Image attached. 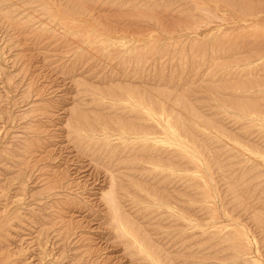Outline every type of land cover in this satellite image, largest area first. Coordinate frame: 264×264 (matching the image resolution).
I'll use <instances>...</instances> for the list:
<instances>
[{
	"label": "bare ground",
	"instance_id": "1",
	"mask_svg": "<svg viewBox=\"0 0 264 264\" xmlns=\"http://www.w3.org/2000/svg\"><path fill=\"white\" fill-rule=\"evenodd\" d=\"M14 1H15V3H14ZM14 1L0 0V20L1 19L2 20L6 19V21L8 20L9 25L14 29V31L19 32V34H18L19 36L17 34H14L17 37L22 36V39L24 36L28 37V39L32 38L33 41H35V43L37 42L36 44H38V42H41V41L42 42H47V40L50 41L49 29H45V28H47L46 25L48 22L46 23V25L44 24V25L35 26L34 25L35 23L33 22L35 19L33 21H31L33 23H31L27 19L28 20V22L26 20L27 25L30 23L31 24L29 26L22 24V22L24 23V20L19 22V19H17L16 15H15L18 12L17 13L14 12V8L16 6L15 4L18 1L17 0H14ZM64 1H65V3H63V5H61V7L59 8L58 14H59V18H61V21H59V22H61L63 25V26H61L62 30L64 29L65 32H67V30H68V32L71 33L72 37L70 36V34L69 35L67 34L68 32L67 33L64 32L65 33L64 36L60 37V35H58V36L56 35L58 38L53 39V38H55V34H56L55 32H53V34H51L52 35L51 40H57V41L61 40V41H63V43L64 42L65 43L70 42L68 47L66 46L67 48H66V51L64 52V53H66V56L68 55V58L71 57L70 55H73V54H71V52H73V51L76 52V53L74 52V55L75 54L77 55V52H79L80 47H84V45H87L90 48H95L94 50H97V52L100 51L98 53V55H96L97 56L96 58L94 57V55L89 56L86 53L85 54L84 53H78L79 57L77 56L76 58H75V56H73L75 58V61H76L74 64L78 63L82 59L81 62H85V65H84L85 67L83 66L84 67V68L82 67L83 70L81 72L77 73V74H82V72H84L83 76L77 77V78L74 77L75 81H73V82H74L75 86H73V87H76V90L74 88V92L75 93L77 92V94L76 95L74 94V96H73L74 99L72 101H73V104L75 102L76 103H75V105L71 104L72 107H68V109H67V114L69 115L68 116L69 119L67 120L68 128L66 130L67 131L66 135H67L68 140L70 142H72V144L74 146L73 148H75V150L77 152H82V153H80V155L84 153L83 155L85 157V154H87L86 155L87 157L90 156L94 160V162L93 163L91 162V164L95 163L94 165L95 166L97 165L96 166L97 168L102 166L101 168L104 170L103 171V174H104L103 178H105V180L107 179V182H108L107 187L108 188H106L100 192L98 191L99 192V198L98 197L97 198L100 199L102 206L104 205L105 206L104 208L107 210V212H106L107 217L106 218H108L109 222L112 225L111 229L113 228L116 235L121 239V241L126 246L125 249L130 254H132V255H130L131 258L133 257L132 259L138 260L139 263H141V264H206L207 260L210 257L217 255V253H219V252H215L213 255V253L209 250L212 249V247L215 248L214 245H216V244L218 245V243H221V245L224 247L225 252H226L225 247L230 249V254L228 253L229 254L228 256H230V257L228 258L227 262L230 261V259H231L234 262L237 260V261L241 262L242 264H253V263H255L254 259L256 256L254 255V251H253L252 245H251V243L247 237V234L244 232L245 230H241L240 228H239L240 230L239 229L236 230L234 228H229L227 225L219 226L217 224H213L216 227L211 228L210 230L204 229L202 227L201 231H198V232L190 231L191 233H187L185 235L183 230H185V228L187 226L190 228V226H189L190 224H188L186 226L183 224L185 222H183V221L181 222V220L184 217L183 220L188 221L189 218L186 217L184 214L181 215L179 209L176 210L174 203H172L171 199H169V198H172V196H175L176 198H180L179 196H181V194H183V191H180L179 189H182L181 187H184L185 188L184 195L186 196V198L183 196L182 197L185 198L186 201L183 200L182 202L187 204V203L193 202L195 200L194 203L192 204V205H194L195 202L197 203V205L195 206V209L198 208V210H201V213H202V211H206V213L209 211V205L211 204L210 202H213V201H211V199H209L210 196L212 195V192H210V189L208 190V188H205L206 184L203 183V180L200 177L199 173H197V175L199 174V176H197L195 173H194V175L188 174L189 171H192V170L197 171L198 170V168H199L198 159H200L199 155L202 154V156H205L206 158L209 157V158H207L208 159L207 161H206V158L204 159L206 161L205 163L208 162V164H207L208 168H210V164H211V168H214L216 166V167H218V169H221V170L223 169L224 172L223 171L222 172L226 176V179H227V184L225 183L226 186L229 185L231 190L234 192V195L236 193V195L239 196L243 202H246V205L248 208V210L246 212H249L252 215V218L255 220L258 228H260V230L263 231V232H260V234H262V233L264 234V210L262 209L263 206L260 208L261 205H258V202L261 200L263 201L262 198L264 197V167H262V165H260V163L264 164V156L261 154L264 152V149H262L263 151H261V147H263L262 142H264V126H262L263 124L261 125V123H264V91L261 92V89L263 90L264 85H263V87L262 86L261 87L239 86L240 82H246V81H244V79L240 80L242 75H240L239 81L236 79L237 75L239 73H241L245 68L244 69L238 68L236 71H234L232 69L230 70V69L226 68L227 66L223 67V69L220 67V69L217 68L218 70H220L219 71L220 73H218V70H216V68H215V70L217 72H213V71L211 72V70L208 69V72L210 71L211 73H209V79H207L208 81H206V82H208V83L216 82V81H223V82L218 83V84L212 83L207 90L210 91L211 94H214L216 96V98L220 97L221 101L223 102V104H221V105L225 104L226 106L233 108V110L235 109L236 111H238L240 114L239 119L242 120V122H243V120L248 121V123H246L245 121L242 123L239 119L236 120V118H238V117H234L235 118L234 121H236L234 125L237 126L238 131L236 132V134L231 133V132L227 133L228 130H227V128L224 129V126H221V125L218 126L219 125L218 123H214L212 125V123H211L212 121L210 122V120L209 121L207 120V116L210 117V115L204 116L205 113L203 114V112L201 110L202 106H199L198 105L199 103L198 104L192 103L189 96L187 95L188 94L187 92H181V93L177 92V91H182V90H185L188 88V87H186L187 84H185V85H184V83L177 84V83L181 82V78L176 77L174 79V82L176 83V86L184 85L185 87L181 86L178 89L176 87L177 90L176 89H173V90L170 89V91H169V90H167L169 88L161 87L160 82L159 83H153L152 82L153 84L150 85L151 81L148 82L149 79L147 81V78H148L147 75H149V76L152 75L151 74L152 72L148 73L145 69H147V66L152 69V67H151L152 64L150 63V59H151V57H153V55H156L155 53H152L148 49V43L151 41H149L146 44L145 49H138V50H136V52H134V47H131V46H130L131 48L128 47V48H130V50L126 49L124 47L126 50L124 48H121L123 51H119V49L113 50L114 46L113 47L111 46L113 44L112 42L116 43L118 41L119 42L123 41L124 39L121 38V39H123V40H121L120 38H117V39H120L117 41L116 39L113 38L114 40L112 39L113 41L110 42V44H111L110 46L112 47V48H110L111 51H109L107 53L105 51L107 48H109V45L107 47V44L105 43L107 40L102 39L100 41H97L99 43L96 42L97 43L96 44L94 42L95 41L94 37L98 33L96 35L94 33L93 34V35H95L94 37H92V35L90 36L89 34H87V32H89V29L86 27V26H88L85 24L86 22H88L86 20L93 19L95 22V19H96V21H97L99 19V11L101 10L102 5H105L103 3H106L108 1L109 4H111L112 6H113V4H115V5H118V7H121V6H124L125 0L123 1V4H122V0H119V1H117V0H106V2H103V0H64ZM157 1H159V0H133V1L130 0L128 2V5H130V3H132V2H134V3L143 4L146 6V9H149V8L150 9L147 10L146 12H141L140 14H137L136 15L137 17H134V18L129 17L128 18V17L124 16V19L142 22L143 20L146 19V17H149L152 19L155 18V14L153 15L154 12L151 14V10H153L155 8V6L157 8V4H159ZM210 1H212V0H210ZM222 1L226 2V1H235V0H222ZM27 2L31 3L30 5L40 3L41 7L43 8V12L49 14V5H50L49 3L50 2H48L47 0H27ZM17 4H19V2ZM23 4L25 5L24 2H23ZM125 4H127V2ZM169 4H171V0H160V6L162 5V6L166 7ZM251 7H252V5H250V8ZM42 8H41V10H42ZM243 8L247 10L249 8V6L247 7L245 4H243ZM16 10H18V9H16ZM103 10H105V8ZM189 10L186 9L185 11H182V13H185L186 11H189ZM52 11L54 12V10H52ZM106 11L107 10L104 11L105 16L107 15L108 17H110L108 15V12H106ZM96 13H97V15H95ZM150 14H151V17L149 16ZM159 14H160V12H159ZM53 15H54V17L56 16L55 14H53ZM77 15L78 16L85 15L84 19L87 17L86 20H84V21H86L85 23L82 22L83 17L81 18V21H80V22H82L81 24L86 25L85 27H84V25H81V26L77 25V26H79V28L84 27V29L82 28V30L80 29L79 31H82L84 33L83 30H86V35L87 36L89 35L90 37L88 36L86 38H83L82 35H84V34L82 32H77V34L71 32L72 28L77 30V26L75 28L73 27L76 25L73 22V20L77 19V18L75 19V17H73V16H77ZM117 16L115 15V17H117ZM31 17L32 16H30L29 18H31ZM39 17H41V16H39ZM3 18H5V19H3ZM72 18H74V19L72 20ZM101 19L102 18H100V20ZM122 19H123L122 16L117 17L115 19V21L118 22ZM77 20L79 22V19H77ZM77 20H76V22H77ZM156 20L158 22V19H156ZM258 20L259 19L257 18L255 21H252L250 23V25L252 24L255 27L259 26L261 23H259ZM57 21H58V19H57ZM5 22L3 23V25L8 24L7 22L6 23ZM101 22H102V20H101ZM101 22H100V24L102 26L103 24ZM133 22H131V23H133ZM20 23L23 26L20 25ZM61 23H59V24H61ZM97 24L94 25L95 28H97L96 27ZM104 26H107V27L106 28L101 27L102 29H105V30H102L100 28L101 30L99 32L101 34L103 33L102 31H104V33L106 30L108 31V29L110 27V26L108 27L107 24ZM254 26H252V27H254ZM54 27H55V25H54ZM57 28H58V26H57ZM73 29H72V31L76 32ZM50 30H51V28H50ZM25 31H28L30 34L28 32H26L27 35L25 33V35L23 36ZM90 31L92 32L93 29ZM107 31H106V33H110ZM93 32H95V31H93ZM20 33L22 35H20ZM60 33H62V32H60ZM80 33H82V34H80ZM78 34H79V36L80 35L81 36L78 37ZM86 35H84V36H86ZM102 35H100V36H102ZM68 36H70L72 39ZM123 36H125V35H123ZM110 37H112V36H110ZM120 37H121V35H120ZM107 38H104V39H107ZM155 38H157V37H155ZM24 39H27V38H24ZM150 40H152V39H150ZM217 41H218V39H217ZM245 41H247V40L245 39ZM245 41H243L242 43H244ZM52 42H54V41H52ZM52 42H50V43H52ZM108 42H109V40H108ZM55 43H56V41L53 44L55 45ZM115 43L113 45H115ZM118 43H116V44H118ZM135 43H137V41ZM93 44H96L97 46L93 45ZM57 46L59 47L60 45L57 44ZM61 46H63V45H61ZM127 46H128V44H127ZM214 46H216V48H217L216 44ZM219 47H221V44ZM222 47H223V43H222ZM19 48H17V49H19ZM39 48H40V46H39ZM221 48L220 49L218 48L217 50H221ZM56 49H58V48L54 49V47H53L52 50L54 51ZM86 50H87V48H86ZM124 50L127 51L128 55H130V57L128 56L127 59L132 58V59H134V61H133L134 64L136 65V63H137V68L135 71L130 70V68H132L133 66H131L128 69L132 59H131V61L130 60L127 61V59H126L127 55L126 56L124 55L125 58L123 57V59H126V61L125 60L123 61V59L119 60L118 57L120 55L126 54V53H123V52H125ZM83 52H85V51L83 50ZM94 52H96V51H94ZM97 52H96V54H97ZM48 57H49V55H48ZM92 57H93V59H92ZM115 57H117V60H119L120 63L118 62V64H116L117 61L115 60ZM161 57H163V56H161ZM74 58H73V60H74ZM98 58L100 61H97ZM53 59H54V57H53ZM57 59L58 58H56V60ZM63 59H60V60L62 61ZM78 59H80V60H78ZM104 59L106 61H104ZM112 59H114V60H112ZM77 60H78V62H77ZM110 60H112V62L116 61L114 63V65H112V63L110 64ZM63 61H66V60H63ZM63 61H62V63H63ZM135 61H136V63H135ZM164 61H165V59H164ZM172 61L174 62V60H172ZM127 62L129 63L128 67H127ZM162 62H163V58H162V60H160V62L158 64L161 66ZM59 63H61V62H59ZM62 63L59 64V66L61 65V67L63 68L62 71L66 68V72L69 73V76L72 77V74L70 75V73H72L73 71L70 72V68L73 66H69V64L71 62L69 63V60H68L69 64L67 62L64 64H62ZM203 63L205 65L204 61L202 62V64ZM198 64H201V62L197 63V66H198ZM206 64H208V63H206ZM110 65L113 67L109 68ZM131 65H132V63H131ZM246 67H248V66H246ZM195 69H196V66H195ZM195 69H192L193 73L191 75H195V76H192L193 79H195L196 81L199 79V81L202 82L204 79L208 78V77H206V78L203 77V74H199V70L201 71V69H196V70H198V73ZM250 69H252V67H250ZM77 70H78V68L76 69V71ZM201 72H204V74L206 73L205 69H204V71H201ZM208 72H207V74H205V76L208 75ZM154 78L157 81H161V82L166 81L165 77L162 75L161 76L160 75L155 76ZM71 79L74 80L73 78H71ZM150 80H152V79H150ZM186 80H185V83L186 82L188 83V80L187 81ZM195 80H193V82ZM11 81H12V79H11ZM168 81H169V84L172 85V81L170 79ZM73 82H72V85H73ZM189 84L190 83H188V85ZM26 85H28V84H26ZM190 86H191V84L189 85V87ZM254 88L257 89L256 92L253 91V90H255ZM192 90H195V88ZM191 93H193L191 95H193V97H195L192 99H199L197 94L201 93V90H195V91H192ZM2 95H4V94L2 93ZM75 96H76V98H75ZM192 101H194V100H192ZM195 102H196V100H195ZM210 103H213V102H210ZM210 103H209V105H211V107H209V108L213 109V111L217 114L220 111L219 110L220 105L217 104V105L213 106L214 103H213V105ZM38 105L40 106V104H38ZM209 105L204 106V107H208ZM212 106L216 107V108H213ZM162 108L165 110V113H166L164 121H162L160 119L161 116L158 117L155 115L157 113L160 114ZM34 109L35 108H33V110ZM221 111H222V108H221ZM222 112H224V111H222ZM50 114H52V113L49 112V115ZM57 114L54 113L52 115H57ZM220 114H223V113H220ZM225 115H223V116H225ZM228 116H229V114H228ZM50 117H52V116H50ZM50 117H48V118H50ZM53 117H55V116H53ZM162 117H163V115H162ZM214 118H215V116H214ZM217 118L221 120L220 116ZM212 120H214V119L212 118ZM222 120H224V117H222ZM52 121H54V120L52 119ZM225 121H227V119H225ZM234 121H232V122H234ZM198 123L200 125L202 123L203 124L205 123V124L210 125L211 127L213 126L214 128H217L214 130L217 131L219 129L220 131H222V132H220L222 134H223V132L224 133L226 132L225 135L227 137H230L231 139L235 138L237 140V142L236 141H234V142H236V143L241 142V139L245 142L250 143V144H247L251 148L250 151L253 149L252 152H256V153L261 154L263 157V160L262 161L257 160V159L251 160V158L248 156L253 155V157H254L255 155L252 153H250V155L249 154L246 155L244 152L240 151L242 149H240V150L237 149L239 153L234 151L235 152L234 154H232L233 152L232 153L230 152L231 154H228L229 151L223 152L222 150H220L218 148L217 149L214 148V147H217V145H218L217 142H218V140L220 141L222 137L220 139L216 140L217 136L214 138L212 135L207 134L208 132H210L209 131L210 129L212 132L213 128L208 126V132H207L206 126H205V128H201V126H199ZM221 124H223V123H221ZM29 126L33 127V125H29ZM197 126H199V127H197ZM203 127H204V125H203ZM225 127H226V125H225ZM44 129H45V127H44ZM42 130H43V126H41V123H40V127L39 126L36 127V124H35V127L33 128V130H32V128H30L29 131L26 129L23 131V133L25 132L24 133L25 136H23V135H21V136L18 135L17 137L15 136L17 139H15L13 137L16 140V141L13 140V142L15 141L16 143L13 144V147L11 148L12 150L9 149V154L10 153L11 154L10 155L8 154V150H7L8 155L6 154L7 157L11 156L12 158H10L9 162H8V159H7V162H4V164L5 163H10V164L9 165L0 164V165H4L0 168V169H2L0 171L5 170V173L0 172V174L1 173H3V174L8 173V175H9V173H11L10 177L12 175V177H13L12 179L16 180L15 178H17V181L21 182L22 186L25 185L24 184L25 181H23L22 176L24 178L26 175L23 173H25L27 169H28V171H29V169H31L30 171H33L34 169L36 170V167L38 166V164L41 163L40 161L42 159L44 161L49 156L48 150L45 148L46 146H44V145H46L45 141H43L44 138H42V136H45V135H42V132H44L45 130L44 131H42ZM158 131L161 133H164L165 135H161V134L159 135V133H157ZM218 133H217V135H218ZM43 134H45V133H43ZM161 136H164V138H162ZM182 140H184V141H182ZM186 141L189 143V145H191V144L196 145V146H194V151H191V150L185 148ZM17 142H19V143H17ZM66 143H67V141H66ZM215 144H217V145L215 146ZM219 144L220 145H218V146L220 148L223 144H221V142H219ZM241 145L245 147L244 143H241ZM226 146H225V148L227 150L228 147H226ZM244 147H242V148H244ZM42 148H45V150H44L45 152L42 151ZM223 149H224V147H223ZM229 149H230V147H229ZM46 150H47V152H46ZM245 152H247V150H245ZM41 153L44 156H46L47 158L43 157V155H42L43 158L39 161L38 159L41 158V156H40ZM45 153H47V154L45 155ZM77 154H79V153H77ZM225 155H232V156L236 157L237 158L236 161L238 162L237 166L234 167V165H232L230 163L231 161H229V162L225 161L227 159L225 157ZM248 158H250L249 161H248ZM0 160H3V159L1 158ZM43 164H44L45 174H43V175L39 174L40 177H39V175H38V177L41 179H42V177L44 178L45 175L47 177L48 174H46V173L48 171L47 168L49 167V171H48L49 172V184L54 185L53 187L55 189L50 190L51 192L49 191L50 192V193L48 192L49 194L47 193L48 194L47 196H49V198L47 197V200H43V203H42L43 209H44V207L49 205L47 207L48 209L46 210L47 212H43L45 209L43 211H41L40 209H42V208L38 204V206L40 207L39 208L40 212H43V213L40 214V212H38L37 214L39 217L44 215V218L46 215H48V216H46V218L48 217L49 219L45 218V220H48L49 223L51 222V225L54 226L53 228H47L49 230L51 229L52 231H54V232H49L48 234L55 233L56 230L58 229V234H57L58 236L56 235L57 237H59V235H60V237H62V238L66 237V239H67L69 237L70 239L72 238L74 240L76 238V236L74 234H76L77 229L76 230L72 229L73 231H71L72 225L71 226L68 225V223H71V222L67 223L66 222V216H65L66 208H69V206H71L70 202H68V201H70L69 199H71V201L73 199L71 198V196L66 197V194H64L65 192H63L66 190H70L68 188L70 186L67 182L66 183L62 182V184H61V181L56 179L57 176L55 177V175L53 174L55 172L51 168L53 166V164H52V161L50 159H49V166L48 165L46 166L45 163H43ZM217 164H218V166H217ZM212 165H215V166L212 167ZM95 166H92V167H95ZM40 167H41V171H39V172L41 173L43 166L41 165ZM45 167H47L46 168L47 171H46ZM38 169H39V166L37 167V170ZM164 169L168 170V172H164L163 171ZM214 169H216V168H214ZM30 171H29V174H30ZM249 171H251L252 173ZM3 174H1V176ZM26 174H28V173H26ZM5 176L6 175H4L3 177L5 178ZM33 176H34V174H33ZM10 177L7 176L6 178L10 179ZM29 177H31V175L28 176V178ZM34 177H33V179H34ZM4 178H0V179H3V181H4ZM28 178H26V181L28 180ZM39 178L37 179L38 181L41 180ZM199 178H201V179H199ZM224 178L225 177L223 176L222 179H224ZM46 180H43L45 182L44 185L46 183L48 185V181L46 182ZM41 181H40V184H41ZM43 181H42V183H43ZM224 181H226V180L224 179ZM0 182H2V181H0ZM245 183L248 185L245 186ZM225 184H224V186H225ZM55 185H57L58 187L57 186L55 187ZM72 185H71V188L73 190L74 186L72 187ZM222 185H223V182H222ZM224 186H223V188H224ZM44 187H46V186H44ZM53 187H52V189H53ZM75 187H76V184H75ZM49 189H50V187H49ZM163 189H165V190H163ZM225 189H228V188H225ZM160 190H162L163 194L160 192ZM253 190L254 191L257 190V192H256V193H258L257 196L252 197L251 194H252ZM180 192H182V193H180ZM221 192L225 193L226 191L221 190ZM253 194H255V193H253ZM193 195L197 196L196 199H194V200H193V197H194ZM258 197L260 200L257 202L256 205H258L259 208H257L258 206H253V202H255L254 201L255 198H258ZM17 200H15V201H17ZM237 200H235V201H237ZM249 201H251L250 202L251 206H250ZM37 202H39L41 204L42 200L41 201L38 200ZM208 202L210 204H208ZM241 202H239V203L241 204ZM260 203H262V202H260ZM224 204H225V202H224ZM236 204H237V202H236ZM66 205H68V206H66ZM181 205H184V204L182 203ZM190 205L191 204H189V206ZM242 205H243V203H242ZM189 206H186V207L189 208ZM32 209H35V208H32ZM32 209H29V210L32 211ZM48 210H49V213H48ZM186 210L189 211V209H187V208H186ZM245 210H246V208H245ZM31 211H29V212H31ZM33 211H37V210L35 209ZM102 211L105 213L104 210H102ZM193 211L195 212L194 209H193ZM210 211H211V209H210ZM243 212H245V211L243 210ZM66 213H67V211H66ZM184 213L186 215L189 214L187 211ZM191 213H192V211H191ZM227 213H229V212H227ZM21 214H20V216H21ZM24 214H25V212H24ZM30 214H32V212ZM195 214L197 215V211ZM251 215H249V216H251ZM211 216H213V215H211ZM238 216H239V214H238ZM34 218H36V217H34ZM42 218L43 217H41V219ZM44 218L42 219V221L44 220ZM249 218L252 219L251 217H249ZM68 220H69V217H68ZM104 220H105V218H104ZM188 222H190V221H188ZM245 222H246V220H245ZM40 223L42 225V223L44 224L45 221H43V222L39 221L38 224L40 225ZM46 223L48 224V222H46ZM75 223H76V221H75ZM79 223H80V221H79ZM107 223L108 222L106 221V225H107ZM45 226H48V225L44 224L43 227H45ZM107 226H109V225H107ZM49 227H51V226H49ZM69 227H71V228L69 229ZM73 227H74V225H73ZM192 227H194V226H192ZM192 227H191V229H192ZM250 227H251V224H250ZM194 228H196V226ZM42 229H41V231H42ZM197 229H199V228H197ZM256 229H257V227H256ZM4 230H7V229H4ZM24 231H26V230H24ZM256 233H259V232L257 231ZM55 234H53V235H55ZM259 235H257V236H259ZM8 236H6V238H4V237L0 238L1 248L3 247L6 249L5 246L7 245V241H8L7 237ZM56 236H54V238ZM81 236H82V234H81ZM57 237H56V239H57ZM262 238H264V237H262ZM70 239H68V240H70ZM12 240H13V238H12ZM14 240H15V238H14ZM87 240H90V239L87 238ZM253 241H255V240H253ZM8 242L11 243V241H8ZM79 242H80V239H79ZM261 244H264V242H262ZM194 245L196 247H199V246L200 247L203 246V247H202V249L200 247H199L200 249H198V248L195 249L196 247ZM210 246H212V247L210 248ZM219 246H220V244H219ZM122 247H123V245H122ZM8 248H9V246L7 247L6 250H8ZM93 249L95 250V248H93ZM218 249H220L219 251H221L219 254H222L223 248L221 249V248L217 247L216 251ZM94 250H93V252H95ZM126 250L124 252H126ZM1 251L3 252V250H1ZM262 254H263V252H262ZM2 255H3V253L1 254V256ZM26 255H27V253H26ZM5 256H7V255H5ZM23 256H25V255H23ZM2 257H4V256H2ZM2 257H0L1 258L0 264H12V263L16 264V262L7 261L6 257L5 258H2ZM8 258H10L9 254H8ZM217 258H218V256H217ZM219 258H220V256H219ZM220 259H222V258H220ZM88 260H89V256H88ZM136 260H135V262H137ZM214 260H215V256H214ZM224 260H226L225 257H224ZM21 261H18V262H21ZM256 261H258V260H256ZM257 264H260V263H257Z\"/></svg>",
	"mask_w": 264,
	"mask_h": 264
},
{
	"label": "rangeland",
	"instance_id": "2",
	"mask_svg": "<svg viewBox=\"0 0 264 264\" xmlns=\"http://www.w3.org/2000/svg\"><path fill=\"white\" fill-rule=\"evenodd\" d=\"M4 1H6V0H4ZM11 1H14V0H11ZM17 1L19 2V4H17L18 2H16L14 12L15 13L18 12L15 15H16L17 19H19V22L24 20V23L22 22V24L27 25L28 20L31 22L35 19L33 21L35 23L34 24L35 26L44 25V24L46 25V23L48 22L46 25L47 28H45V27L44 28L49 29L50 41H48V40H47V42L41 41V42H38V44H36L37 42L35 43V41H33L32 38H29L30 39L29 40L28 37L24 36L25 33L28 31L24 32L23 39H22V36L17 37L14 34L18 35L19 32L14 31V29L9 25L8 20L6 21L5 18H3L5 20H2V19H1L2 21L0 20V26H1L0 27V31H1L0 32V159L1 158L3 159V160H0V162H1L0 164H4V162H7V159L9 162L10 158H12L11 156L7 157V155L9 154V149H11L13 147V144L16 143L15 142L16 141L15 139H17L16 137L18 135L25 136V134H24L25 132L23 133V131L25 129L29 131L30 128H32V130H33V128L35 127V124H36V127L37 126L40 127V123H41V126H43L42 131L45 130L44 132H42V135H45V136H42V138H44L43 141H45V144H46L44 146H46L45 148L48 150L49 156L47 158L46 156H44L41 153V155H40L41 158L39 157L40 159H38V160L40 161L43 157H45V158H47V159H45L47 162L45 160H44L45 161L44 162L42 159L40 161L41 163L38 162L39 163L38 164V166H39L38 170H37V167H38L37 166L36 170L34 169L33 171H30L31 169H29L30 174H29L28 169L26 170L25 173H23L26 175L24 178L22 176L23 181H25L24 182L25 185L23 184L24 186H22L21 182L17 181V178H15L16 180L12 179L13 178L12 175L10 177L11 173H9V175L7 172H6L7 174L1 173V174H3L2 176L0 174V178H4L3 177L4 175H6L5 178L7 176L10 177V179L4 178V181H3V179H0V181L3 182V183L0 182V238H2V237L6 238V236H8L10 234L7 238H8V241H11V243L7 241V245L5 246L6 249L9 246L10 249L8 248V250H6L3 247L1 248V246H0V251L3 250V252L2 251L1 252L3 253L2 256H4V257H2L1 256L2 253L0 252L1 253L0 257H2V258L6 257L7 261L16 262V264H57V263L58 264H141V263H139L138 260L132 259L133 257L131 258L130 255H132V254H130L125 249L126 246L121 241V239L116 235L113 228L111 229L112 225L109 222L108 218H106L107 217L106 216L107 210L104 208L105 207L104 205L102 206L100 199H98L99 198V192L108 188L107 187L108 186L107 179L105 180V178H103L104 177L103 176L104 170L101 168L102 166L97 168L96 167L97 165L96 166L94 165L95 163L91 164V162L92 163L94 162L92 157H90V156L87 157L86 156L87 154H85V157H84V155H83L84 153L80 155V153H82V152H77L75 150V148H73L74 146H73L72 142H70L68 140L67 135H66L67 134L66 130L68 128L67 120L69 119V117H68L69 115L67 114V109H68V107H72L71 104H73L72 100L74 99L73 96H74V94L75 95L77 94V92L76 93L74 92V88L76 90V87H73V86H75V84L73 82V81H75L74 77L77 78V77L83 76L84 72H82V74H77V73L81 72L83 70V68L85 67L84 66L85 62H81L82 59L79 62H78V60H80V59L77 60V62L80 65L78 63L74 64L76 62L75 58L77 56L79 57L78 53H84V54L86 53L89 56L94 55V57L96 58L97 57L96 55H98V53L100 51L97 52V50H94L95 48H90L89 46L84 45V47H80L79 52H77V55L76 54L74 55L75 51H73V52H71V54H73V55L69 54L71 57L68 58V55L66 56V53H64V52L66 51V48L68 47L70 42L69 43H65V42L63 43V41H61V40H60L61 42L59 40H58L59 42L57 40H51V38H52L51 34H53V32L56 33L55 38H53V39H57L58 35H60V37L64 36V34L68 32V30H67V32H65L64 29L62 30L61 26H63V25L61 22H59V21H61V18H59V14H58L59 8L61 7V5H63V3H65L64 0H47L48 2H50L49 3L50 4L49 5V14L43 12V8L41 7L40 3L30 5L31 3H28L27 0H17ZM117 1H119V0H117ZM123 1L124 0H122V4H123ZM129 1L130 0H128V1L125 0L124 6L118 7V5L113 4V6H112L111 4H109L108 1L106 2V0H103V2H106V3H103L105 5H102L103 8L101 7V10L99 11V19L97 21H96V19H95V22L93 19L86 20L87 17L84 19L85 15H82V16L77 15L78 17L77 16H73V17H75V19L76 18L79 19V22L77 19H76L77 20V22H76V20H73L74 18H72L73 22L76 24L73 27L75 28L77 25H79V26L84 25V27H85L86 25H88L89 27L86 26L89 29V32H87V34H89L90 36L92 35V37H94L98 33L97 34L98 36L96 35L94 37L95 43L97 41L102 40V39L107 40L105 42L107 44V47L109 45V48H107L105 50L107 53L109 51H111L110 48H112L113 46L115 47V48L113 47V50L119 49V51H123L121 48H124V47L126 49H129V50L131 47H134V52H136V50H138V49H145L146 44L149 41H151L148 43V49L152 53H155L156 55H153V57H151V59H150V63L153 65L152 66L150 64L152 69L149 68L148 66H147V69L149 68L148 70L145 69L146 67L144 68L148 73L152 72L151 73L152 75H150V76L147 75V77H148L147 81H148V79H149L148 82L151 81L150 85H152L153 83H159L160 82L161 87L169 88L167 90L170 91V89L173 90V89H176V87L178 89L179 87L187 84L186 85V87H188L187 89L182 90V91H177V92L178 93L187 92L188 93L187 95L189 96L192 103H196V104L199 103L198 105L202 106L201 110H202L203 114L205 113L204 116L210 115V117L207 116V120L208 121L210 120V122L212 121L211 122L212 125L214 123H218L219 124L218 126L221 125V126H224V129L227 128V130H228L227 133L231 132V133L236 134V132L238 131V128H237V126L234 125L236 122V121H234L235 120L234 117H238V118H236V120H238L240 118L239 112L236 111L235 109L233 110V108H230V107L226 106L225 104L221 105V104H223V102L221 101L220 97L216 98V96L214 94H211V92L207 90L212 83L218 84V83H222L223 81H216V82H211V83H208L206 81H208L207 79H209V73H211L212 71L217 72L216 71V70H218L217 68L220 69V67H221L223 69V67L227 66L226 68H228L230 70L232 69L234 71H236L238 68H240V69L245 68L241 73L238 74L239 76L237 75L236 79L238 81H239L240 75H242L240 80L244 79V81H246V82H240L239 86H243V87H261L262 86L263 87V85H264V0H235V1H226V2L222 1V0H212V1H210V0H171V4H169L166 7H164L162 5L160 6V0H159V1H157L159 3V4H157V8L155 6L156 9L154 8L153 10H151V14L154 12L153 15L155 14V18L152 19V18L146 17V19L143 20L142 22H137L135 20H127V19L125 20L124 16L128 17V18L129 17L134 18V17H137L136 16L137 14H140L141 12H146L150 8L146 9L145 5L139 4V3H134V2L130 3V5H128ZM23 2L25 3V5L23 4ZM126 2H127V4H125ZM14 3H15V1H14ZM243 4H245L247 7L249 6V8L247 10L244 9ZM250 5H252L251 8H250ZM39 6L42 8V10ZM104 8H105V10H107L106 12H108V15L110 17H108L107 15L105 16V12H104L105 10H103ZM16 9H18V10H16ZM186 9H188V10L190 9V10L186 11L185 13H182V11H185ZM52 10H54V12L55 11L56 12L54 13ZM159 12H160V14H159ZM53 14H55L56 16L54 17ZM151 14L149 15L150 17H151ZM95 15H97V13ZM115 15L116 16L118 15L117 17L122 16L123 19L117 22V21H115V19L117 18V17H115ZM30 16H32V17L29 18ZM39 16H41V17H39ZM81 18H82L83 23L88 21L85 23L86 25L81 24L82 23V22H80ZM100 18H102L101 19L102 22H101ZM257 18L259 19L258 21L261 24L259 26H256V27L252 24L250 25V23L252 21H255ZM57 19H58V21H57ZM156 19H158V22ZM26 20H27V22H26ZM84 20H86V21H84ZM5 21L8 24L3 25V23ZM130 21L131 22L134 21L135 23L134 22L131 23ZM33 22H31V23H33ZM100 22L103 24L102 26H101ZM59 23H61V24H59ZM22 24L20 23V25H22ZM30 24H28L27 26H29ZM95 24H97L96 25L97 28H95V26H94ZM106 24L108 25V27L109 26L111 27V28L109 27L110 30L109 29H108V31L106 30L107 32H110V33H106V31L104 33V31H102L103 32L102 33L103 35H102L99 31L102 28H106L107 26H104ZM54 25H55V27H54ZM57 26H58V28H57ZM79 26H77V30L72 28L76 32L72 31V29H71V32L76 33V34H77V32H82L79 30L80 29L82 30V28L84 29V27L79 28ZM252 26H254V27H252ZM50 28H51V30H50ZM92 29L95 32H93V31L91 32L90 30H92ZM102 30H105V29H102ZM83 31H84V33L83 32L82 33L84 35H86V30H83ZM60 32H62V33H60ZM82 33H80V34H82ZM94 33H95V35H93ZM67 34L68 35L70 34V36L72 37L71 33L68 32ZM119 34L121 35V37ZM20 35H22V34L20 33ZM26 35H27V33H26ZM84 35H82L83 38H86L89 36V35L88 36L87 35L84 36ZM100 35H102V36H100ZM123 35H125V36H123ZM70 36H68V37H70ZM80 36L78 34V37H80ZM110 36H112V37H110ZM155 37H157V38H155ZM24 38H27V39H24ZM104 38H107V39H104ZM113 38L116 39L117 41L120 40L121 38H123L124 40L121 39L123 41H120L121 43L118 41L119 43L116 42V43H118V44H116L115 42H112L114 40ZM117 38H120V39H117ZM150 39H152V40H150ZM217 39H218V41H217ZM245 39L247 41H245ZM108 40H109V42H108ZM242 40L245 42L242 43L243 42ZM52 41H54V42L56 41L55 45L53 44L54 42H52ZM136 41H137V43H135ZM50 42H52V43H50ZM110 42H112L113 44L115 43V45H113V44L111 45ZM221 42L223 43V47H222ZM97 43H99V42H97ZM57 44L60 45L59 46L60 48L57 46ZM96 44H93V45H96ZM127 44H128V46H127ZM215 44L217 45V48H216V46H214ZM220 44H221L222 48L219 47ZM61 45H63V46H61ZM39 46H40V48H39ZM53 47H54V49L55 48H58V49L53 51L52 50ZM128 47H130V48H128ZM17 48H19V49H17ZM86 48H87V50H86ZM218 48L219 49L221 48V50H217ZM83 50L85 52H83ZM94 51H96L97 54ZM123 53H126V54H123ZM123 53H122L123 55H120L119 57L117 56L119 58V60L123 59V57L125 58L126 55H127L126 59L128 58V56L130 57V55L127 54V51H125ZM48 55H49V57H48ZM73 56H75V58ZM161 56H163V57H161ZM53 57H54V59H53ZM55 57L58 59L56 60ZM72 57L74 58V60ZM117 57H115V60L117 62L116 61L112 62V60H114V59H112V60H110V64L112 63V65H114L115 62H116V64H118V62L120 63V61L117 60ZM162 58H163V62L160 66L158 63L160 62V60H162ZM60 59H63L66 61L62 60L63 61V63H62V61ZM92 59H93V57H92ZM126 59H123V61L124 60L126 61ZM131 59H127V61L128 60L131 61ZM164 59H165V61H164ZM68 60H69V63L73 62L72 63L73 65L71 63L69 64ZM172 60H174V62ZM97 61H100L99 58L97 59ZM104 61H106V60L104 59ZM133 61H134V59H132V61H131L132 65L130 63L129 67H128L129 63L127 62L128 69L131 66L134 67V68L132 67L133 69L130 68L131 71H135L137 68L136 61H135L136 65L134 64ZM203 61L205 62V65H204V63L202 64ZM59 62H61L62 64L67 62L69 64V66H73L70 68V72L73 71L72 73H70V75L72 74V77L69 76V73L66 72V68L62 71L63 68L61 67V65L59 66V64H61ZM200 62H201V64H198V66H197V63H200ZM206 63H208V64H206ZM195 66H196V69H201V71H204V69H205V72H206L205 74H207L208 69L211 70V72L209 71L208 75H206V76H205L204 72H201L199 70V74H203V77H205V78L208 77V78L204 79L205 81L203 80L202 82H200L199 79L196 81L195 79L192 78V76H195V75H191L193 73L192 69H195ZM246 66H248V67H246ZM111 67H113V66L110 65L109 68H111ZM250 67H252V69H250ZM77 68H78V70L76 71ZM215 68H216V70H215ZM196 71L198 73V70H196ZM219 71L220 70H218V73H220ZM153 74L155 76H159V75L164 76L166 81H164V82L157 81L154 78L155 76ZM176 77L181 78V82H179L177 84L184 83V85L176 86V83L174 82V79ZM71 78H73L74 80H72ZM11 79H12V81H11ZM150 79H152V80H150ZM169 79L172 81V85L169 84V81H168ZM186 79L188 80V83L191 84L190 87H189L190 84L188 85L187 82L185 83ZM192 79L195 81L193 82ZM71 81L73 82V85H72ZM26 84H28V85H26ZM194 88H195V90H201V93L197 94L199 99H192V98H195V97H193V95H191V94H193L191 92L195 91V90H192ZM256 90L257 89H255L253 91L256 92ZM262 91H264V88H263V90L261 89V92ZM2 93L4 95H2ZM75 98H76V96H75ZM192 100H194V101H192ZM195 100H196V102H195ZM210 102H213L214 105H213V103H210ZM75 103L73 105H75ZM209 103L212 104L213 106H215L217 104L220 105V107H219L220 111L219 112L223 113V114H220L219 112L216 114L213 111V109L209 108V107H211V105H209ZM38 104H40V106ZM207 105H209V106L204 107ZM33 108H35V109L33 110ZM213 108H216V107H213ZM221 108H222V111H224V112L221 111ZM49 112L52 114H54V113H56V114L58 113V114L57 115H52V114L49 115ZM224 113L225 114L227 113V114L225 115ZM165 114H166L165 110L162 108L160 114L157 113L155 115L158 117L161 116L160 119L162 121H164ZM228 114H229V116H228ZM162 115H163V117H162ZM213 115L215 116V118ZM223 115H225V116H223ZM50 116H52V117H50ZM53 116H55V117H53ZM219 116H220L221 120L217 118ZM48 117H50V118H48ZM222 117H224V120H222ZM212 118L214 120H212ZM52 119L54 121H52ZM225 119H227V121H225ZM232 121H234V122H232ZM240 121L242 122V120H240ZM244 121L246 123H248V121L243 120V122ZM221 123H223V124H221ZM29 125H33V127H30ZM203 125H204V127H203ZM225 125H226V127H225ZM261 125L264 126V123H261ZM199 126H201V128H205V126H206V128H207L206 130L208 132V126H210V125L202 123L201 125L199 124ZM199 126H197V127H199ZM44 127H45V129H44ZM211 128H213L212 132L210 129L209 130L210 132H208V133L206 132L207 134L212 135L214 138L217 136L216 140L220 139L222 137L221 140L220 141L218 140V142H217L218 145H220L219 142H221V144H223L221 146L222 148L221 147L219 148V146L217 144H215V146L217 145V147H214V148H216V149L218 148V149L222 150L223 152L229 151L228 154H231L232 152H233L232 154H234L235 152H238L237 149H239V150L242 149L240 151L244 152L246 155L247 154L250 155V153L255 155L254 157H253V155L248 156L251 158V160H254V159L261 160V161L263 160L262 155L264 156V152L261 153L262 154L261 155V154L256 153V152H252L253 149L250 151L251 148L249 145H247L250 143L245 142L242 139H241V142L236 143L237 140L235 138H234L235 139L234 140L233 138L231 139L230 137H227L225 135L226 132L225 133L223 132V134H222V133H220L222 131H220L218 129L217 130L219 132L218 133L216 130H214L217 128H214L213 126ZM43 133H45V134H43ZM157 133H159V135L160 134L165 135L164 133H161L159 131ZM217 133H218V135H217ZM161 137L164 138V136H161ZM13 140H15V141L13 142ZM66 141H67V143H66ZM182 141H184V140H182ZM234 141H236V142H234ZM17 143H19V142H17ZM241 143H244L245 147L242 146ZM262 143H263L262 144L263 147H261V151H263L262 149H264V142H262ZM185 145H186L185 148L189 149L191 151H194V146H196V145H192V144L189 145V143L187 141H186ZM225 146L228 147L227 150H226ZM223 147H224V149H223ZM229 147H230V149H229ZM242 147H244V148H242ZM45 148H42V151H44ZM7 150H8V154H7ZM47 150H46V152H47ZM245 150H247V152H245ZM77 153H79V154H77ZM46 154L47 153H45V155ZM42 155H43V157H42ZM199 157H200V159L197 158L198 164H199L198 170L197 171H193V170L189 171L188 174H190V175H194V173L196 175H197V173L200 174V177L202 178L203 183L206 184L205 188H208V190L210 189V192H212V195L210 196L209 199H211V201H213V202H210L211 204L208 202V204H210V205H209V211L207 210L208 211L207 213H206V211H202V213H201V210H198V208L195 209V206L197 205L196 202L194 205H192L195 201L194 199H196L197 196L193 195L195 197V198L193 197V200H194L193 202H189L187 204L182 202L183 200L186 201L185 200L186 196L184 195V190H185L184 187H181L182 189H179L180 191H183V194H181V196H179L180 198H176L175 196H172V198H169V199H171L172 203H174L176 210L179 209L181 215L184 214L186 217L189 218L188 221H190V222L184 221L183 220L184 217L182 216L183 218H182L181 222L182 221L185 222L183 224L186 226L188 224H190L189 225L190 228L188 226L187 227L185 226L186 228H185V230H183V232L185 233V235L187 233H191L190 231L198 232V231H201L202 227L204 229L210 230L211 228L216 227L213 224H217L219 226L227 225L229 228H234L236 230L240 228L241 230H245L244 232L247 234V237H248V239L252 245L254 255L257 257V258L255 257V259H254L255 263H253V264H257V263L264 264V257H263L264 256V250H263L264 244H261L262 242H264V240H263L264 238H262V237H264V234L263 233L260 234V232H263V231H261L260 228H258L255 220L252 218V215L249 212H246L248 210L246 202H243L242 199L239 196H237L235 193V195L237 196L236 197L234 195V192L229 187V185L226 186L227 179H226V176L223 174V172H224L223 169L222 170L218 169V167H216L215 165H212V167L215 166L214 168H216V169L211 168L210 163H209L210 168H208V165H207L208 162L207 163H205V162L208 160L207 158H209V157L206 158L205 156H202V154L199 155ZM225 157L227 158L225 161H228V162L231 161L230 163L232 165H234V167L237 166L238 162L236 161V159H237L236 157H234L232 155H225ZM205 158H206V161L204 160ZM250 158H248V161L250 160ZM49 159L52 161L53 166L51 168L55 172V173H53L55 175V177L57 176L56 179L61 181V184H62V182H64V183L67 182L70 186V187H68L70 190H66L63 192H65L64 194H66V197L71 196V198L74 200V201L73 200L71 201V199H69L70 201H68V202H70L71 206H69V208H66V210H65L66 222L67 223L71 222V223H68V225L69 226L72 225V228L69 227V229L71 228V231L77 229L76 234H74L76 236V238L74 240L72 238L70 239L69 237L67 239H66V237L62 238V237H60V235H59L60 238L57 237L58 236L57 235L58 229L56 230L57 233L55 232L56 234L55 233L48 234L49 232H54L51 229L50 230L47 229V228H53L54 227L51 225V222L49 223L48 220H45L46 216H48V215H46L44 218V215L39 217L37 214L38 212H40V210L43 211L44 209L45 210L43 212H47L46 210L48 209L47 207L49 205L44 207V209H43V207H42L43 200H47V197L49 198V196H47V195L51 192L50 190L55 189L53 187L54 185L49 184V172H48L49 167L48 168L45 167V169L46 168L48 169V171L46 169V171H47L46 174H48V176L46 177V175H45V177H46V178L44 177L45 179L42 176H41L42 179L39 178L40 177L39 174H41V175L45 174L43 163H45L46 166L47 165L49 166ZM89 159L90 160L92 159V160L90 161ZM5 164L9 165L10 163H5ZM4 165H0V168ZM41 165L43 166L42 167L43 169H42V172L40 173L39 171H41V167H40ZM260 165H262V167H264V164L260 163ZM92 166H95V167H92ZM217 166H218V164H217ZM0 170H2V169H0ZM163 171L168 172V170H166V169H164ZM0 172L5 173V170L0 171ZM249 172H251V171H249ZM26 173H28V174H26ZM33 174L35 177L33 176ZM199 174L197 176H199ZM30 175H31V177L28 178V176H30ZM38 175H39V177H38ZM222 175L225 177L224 179L226 181H224V179H222L223 178ZM33 177H34V179H33ZM26 178H28L27 181H26ZM38 178L41 179L42 181L47 179L46 182L48 181L49 186L47 185V183L44 185V183H45L44 181H43V183L41 180L38 181L37 180ZM201 178H199V179H201ZM40 181H41V184H40ZM221 181L223 182V185H222ZM75 184H76V187H75ZM224 184L226 187L224 186ZM71 185H72V187L74 186L73 190L71 188ZM246 185H248V184L245 183V186ZM44 186H46V187H44ZM56 186L57 185H55V187ZM223 186H224V188H223ZM49 187H50V189H49ZM52 187H53V189H52ZM225 188H228V189H225ZM163 190H165V189H163ZM221 190L226 191V192L222 193ZM253 191L251 194L252 197L257 196V194H258V193H256L257 190L254 192ZM160 192L163 194L162 190H160ZM180 193H182V192H180ZM253 193H255L256 195ZM182 196L185 198H183ZM262 199L264 201V197ZM15 200H17V201H15ZM38 200L39 201L42 200L41 204L39 202H37ZM235 200H237V201H235ZM259 200H260L259 197L255 198V200H254L255 202H253V206L261 205L260 208L263 206L262 209L264 210V202L262 200L261 201H259ZM224 202H225V204H224ZM236 202H237V204H236ZM239 202H241V204ZM250 202L251 201H249V203ZM257 202H258V205H256ZM260 202H262L263 204ZM182 203L185 206L181 205ZM242 203H243V205H242ZM38 204L42 209L39 210L40 207L38 206ZM189 204H191L190 205L191 207L189 206ZM66 206H68V205H66ZM186 206H189V208ZM250 206H251V203H250ZM185 207L187 209H189L190 212L188 210H186ZM32 208H35L37 211H33L35 209H32ZM245 208H246V210H245ZM257 208H259V206ZM29 209H32V211ZM193 209L195 210V212L193 211ZM210 209H211V211H210ZM102 210H104V211L106 210L105 211L106 214ZM243 210L245 212H243ZM29 211H31L33 215L30 214L31 212H29ZM66 211L69 215L66 213ZM186 211L189 213V214L187 213L188 215H186L184 213ZM191 211H192V213H191ZM196 211H197V215L195 214ZM24 212H25V214H24ZM43 212H40V214ZM227 212H229V213H227ZM48 213H49V210H48ZM20 214H21V216H20ZM238 214H239V216H238ZM211 215H213V216H211ZM249 215H251V216H249ZM34 217H36V218H34ZM41 217L44 218V220H43V221H45L44 224H46L48 226L43 227V225H44L43 223H42V225H41V223H40V225L38 224L39 221L43 222L42 221L43 218L41 219ZM68 217H69V220H68ZM249 217H251L252 219H250ZM104 218H105V220H104ZM245 220H246V222H245ZM75 221H76V223H75ZM79 221H80V223H79ZM106 221L108 222L107 225H109L110 227L106 225ZM46 222H48V224ZM250 224H251V227H250ZM73 225H74V227H73ZM49 226H51V227H49ZM192 226H194V227L196 226V228H194ZM191 227H192V229H191ZM256 227H257V229H256ZM197 228H199V229H197ZM4 229H7V230H4ZM41 229H42V231H41ZM24 230H26V231H24ZM256 230L259 233H256L257 232ZM53 234H55V235H53ZM81 234H82V236H81ZM257 235H259V236H257ZM54 236H56L57 239H56V237L54 238ZM12 238H13V240L15 238V240L13 241ZM87 238L90 240H87ZM68 239H70V240H68ZM79 239H80V242H79ZM253 240H255V241H253ZM219 244H220V246H219ZM122 245H123V247H122ZM216 245H214L215 248L210 246V248L212 247V249H210L209 251H211L213 253V255L215 252L220 253L221 252V251H219L220 249H218L216 251V248L219 247L221 249L223 248V253L222 254L217 253V255H214L215 260H214V256L210 257L209 259L210 260L212 259V260L210 261L208 259L207 263L205 262L206 264H214V263L215 264H242L241 262H239L237 260H236L237 262L236 261L234 262L231 259H230L231 262L230 261L227 262L228 258L230 257V256H228L230 254V249L225 247V249H226V252H225L224 247L221 245V243H218L217 246ZM199 247H196L195 249H197V248L202 249L203 246H201L200 248ZM93 248H95V250ZM93 250L95 252H93ZM125 250L127 253L124 252ZM262 252H263V254H262ZM26 253H27V255H26ZM4 254L7 256H5ZM8 254H9L10 258H8ZM23 255H25V256H23ZM88 256H89V260H88ZM217 256H218V258H217ZM219 256L222 259H220ZM224 257L226 258V260H224ZM135 260L137 262H135ZM256 260H258V261H256ZM18 261H21V262H18ZM12 264H15V263H12Z\"/></svg>",
	"mask_w": 264,
	"mask_h": 264
}]
</instances>
